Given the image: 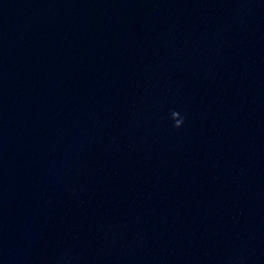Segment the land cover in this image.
<instances>
[{
    "label": "water",
    "instance_id": "1",
    "mask_svg": "<svg viewBox=\"0 0 264 264\" xmlns=\"http://www.w3.org/2000/svg\"><path fill=\"white\" fill-rule=\"evenodd\" d=\"M0 264H264V0H0Z\"/></svg>",
    "mask_w": 264,
    "mask_h": 264
}]
</instances>
